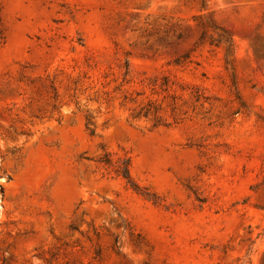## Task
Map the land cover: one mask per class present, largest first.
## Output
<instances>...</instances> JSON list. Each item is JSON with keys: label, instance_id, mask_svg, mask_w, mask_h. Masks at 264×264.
I'll return each mask as SVG.
<instances>
[{"label": "rangeland", "instance_id": "374dc122", "mask_svg": "<svg viewBox=\"0 0 264 264\" xmlns=\"http://www.w3.org/2000/svg\"><path fill=\"white\" fill-rule=\"evenodd\" d=\"M0 264H264V0H0Z\"/></svg>", "mask_w": 264, "mask_h": 264}, {"label": "trees", "instance_id": "16d2710c", "mask_svg": "<svg viewBox=\"0 0 264 264\" xmlns=\"http://www.w3.org/2000/svg\"><path fill=\"white\" fill-rule=\"evenodd\" d=\"M207 31H209V28L206 29ZM121 175H123V177H125L129 182H131V175H130V170H129V163H127V165L125 166L124 171L121 173Z\"/></svg>", "mask_w": 264, "mask_h": 264}]
</instances>
